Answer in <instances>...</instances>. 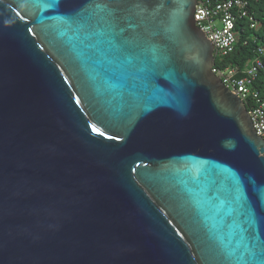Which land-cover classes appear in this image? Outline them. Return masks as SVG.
Here are the masks:
<instances>
[{
	"label": "water",
	"instance_id": "water-1",
	"mask_svg": "<svg viewBox=\"0 0 264 264\" xmlns=\"http://www.w3.org/2000/svg\"><path fill=\"white\" fill-rule=\"evenodd\" d=\"M197 0H0V264H264V140Z\"/></svg>",
	"mask_w": 264,
	"mask_h": 264
},
{
	"label": "built area",
	"instance_id": "built-area-1",
	"mask_svg": "<svg viewBox=\"0 0 264 264\" xmlns=\"http://www.w3.org/2000/svg\"><path fill=\"white\" fill-rule=\"evenodd\" d=\"M249 0H223L210 3L208 0H197L194 5L193 20L199 30L213 45L212 72L221 82L236 94L245 104L248 103L247 113L251 119L255 133L264 140V100H260L257 91L252 89V80L258 68L262 67L259 57L248 61L244 70L239 74L236 66H219L215 60L232 51L237 38L235 30L236 17L247 16ZM257 26L252 22L251 26ZM258 53L264 56V47L258 48Z\"/></svg>",
	"mask_w": 264,
	"mask_h": 264
},
{
	"label": "trees",
	"instance_id": "trees-1",
	"mask_svg": "<svg viewBox=\"0 0 264 264\" xmlns=\"http://www.w3.org/2000/svg\"><path fill=\"white\" fill-rule=\"evenodd\" d=\"M215 3L223 0H208ZM256 22L257 26L252 25ZM235 30L237 38L232 51L222 57L221 61H216L219 66L238 67L239 74L244 70L248 61L259 57L262 67L258 68L254 80H252V89L257 91L260 100H264V56L258 53V48L264 47V0H249L247 7V16L236 17ZM248 108V103H246Z\"/></svg>",
	"mask_w": 264,
	"mask_h": 264
}]
</instances>
